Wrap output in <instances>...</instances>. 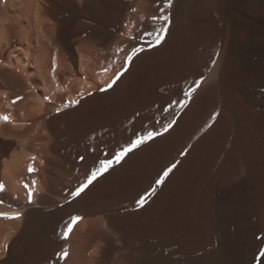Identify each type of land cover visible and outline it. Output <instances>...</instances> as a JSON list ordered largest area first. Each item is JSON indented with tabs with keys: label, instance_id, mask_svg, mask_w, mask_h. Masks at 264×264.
Listing matches in <instances>:
<instances>
[{
	"label": "bare ground",
	"instance_id": "1",
	"mask_svg": "<svg viewBox=\"0 0 264 264\" xmlns=\"http://www.w3.org/2000/svg\"><path fill=\"white\" fill-rule=\"evenodd\" d=\"M0 114L2 132L19 119L30 128L24 149L66 160L101 145L105 127L117 138L126 124L127 145L162 133L78 198L28 205L0 264L70 262L58 253L67 225L94 212L149 253L141 264H264V0H0ZM0 145V176L28 178L15 142Z\"/></svg>",
	"mask_w": 264,
	"mask_h": 264
},
{
	"label": "rangeland",
	"instance_id": "2",
	"mask_svg": "<svg viewBox=\"0 0 264 264\" xmlns=\"http://www.w3.org/2000/svg\"><path fill=\"white\" fill-rule=\"evenodd\" d=\"M64 111L62 109L55 114H60ZM120 113L118 114L115 111L113 114H116V117L120 119H125L126 116ZM15 122L16 120L8 121L4 129L5 131L2 132L0 130V135L15 142L14 147L16 149L12 147L10 152L17 154V156L20 154L19 156L27 161L28 165L32 166V171L30 172V176L24 180L15 181L7 176H0V201H2L0 202V214H4L0 215V231H4V234L0 235V241L3 240L1 242L2 244L8 238H16L18 220L23 215L26 218L25 215L28 210V205L33 204L38 209H53L56 206L48 204L42 205V201L53 198L54 196L62 198L64 203L78 198L79 196L74 198L72 192L86 182L93 168L99 167L100 160L112 158L116 152L127 146L126 143L129 137L128 131H125L126 124L119 126L122 132L118 133L117 138L113 135V129L105 127L101 131V135L105 140L101 145L93 147L87 154L83 153L76 157L72 156L71 159L66 160L63 156L61 157L60 154L55 152L52 146L49 148L40 145V143H35L33 148L24 149L26 148L24 146L26 144L24 143H27V140L26 135L21 132L24 131L27 133L30 131V128L27 125L25 126L24 121L21 119L18 120L17 124ZM13 124L18 126V128H15ZM108 124L116 126L115 122H109ZM35 131L36 129L33 132ZM17 132L18 135L16 134ZM41 132L45 135L51 133L49 128L43 129ZM141 134L142 132L140 131L136 137ZM2 150L3 147L0 145V152ZM81 157L84 159L81 160ZM116 165L114 164L110 169ZM108 173L109 171L99 176L89 187L94 185L97 180L108 177ZM54 181H59L58 184L55 182L57 188L61 190L66 188L69 192L67 194L55 192ZM26 185L27 187H25ZM29 191L32 192V202H29ZM57 202L59 203V200ZM17 214H19L18 218H15ZM79 217H82V219L74 225L67 238L64 236L61 240L60 251L58 253L66 248L68 255H62L60 261H70L62 262L61 264H94L97 261H110L109 264H141L143 261H151L149 259V253L145 250L128 244L126 236L112 225L110 217L106 212L88 213ZM82 226L84 227L81 228ZM76 232L80 233L78 237L74 236Z\"/></svg>",
	"mask_w": 264,
	"mask_h": 264
},
{
	"label": "snow or ice",
	"instance_id": "3",
	"mask_svg": "<svg viewBox=\"0 0 264 264\" xmlns=\"http://www.w3.org/2000/svg\"><path fill=\"white\" fill-rule=\"evenodd\" d=\"M168 6H171L170 2H169ZM160 19H162L165 22L168 21V17L167 16H162V17H160ZM167 31H168L167 27H164V28H161L157 33H155V40L152 42L153 45L159 46L163 42V40L165 39V35H166ZM143 50L144 49L142 47L133 48L132 53L128 57V61L130 62L137 53L142 52ZM121 75H123V73H118L116 78L112 81V83L107 85V88H109V89L112 88V86L116 83V80H118ZM196 86L197 87L199 86V81L196 82ZM106 90L107 89H101V91H106ZM194 90L195 89H193V91ZM190 94H191L190 92H185L184 93L185 98L187 99V97ZM77 103H79V101L69 102L67 106H74ZM178 103H181V105L183 106V102L178 101ZM4 119L7 120V117H4ZM174 123H175V121L164 125L163 126L164 132H167L169 130V128H171ZM161 134L162 133L156 132V131H148L144 135L137 136L127 146H125L124 148H122L121 150L116 152L112 158L100 160L99 161V167L93 168L91 173L88 175L86 182L81 184L79 187H77L75 189V191L72 192V196L74 198L80 196V194L82 192H84L85 189H87L89 187V185H91L99 176H101L104 173L108 172L109 169L114 164H119L128 155V153L132 152L133 150H135L139 146L145 144L146 142L154 139L156 136L161 135ZM80 159L83 160L84 158L81 157ZM175 166L176 165L173 164L171 167L167 168V170H165L163 172V175L158 180H156L155 183L157 185L162 184L164 182L165 178H167L169 176V173L172 172L173 168H175ZM29 171L31 172L32 169L30 168ZM25 187H27V185ZM154 193H155V189H152V192L149 193V195H152ZM28 197H29V202H31V199H32V192L31 191H29ZM146 199H147V196H142L138 200L137 203L140 204L141 206H143L144 203L146 202ZM0 202H2V201H0ZM0 215H4V214H0ZM18 216H19V214H17V216L15 218H18ZM80 219H82V217H79V216H73L71 218V223H69L67 225V231L64 234L65 238H67L68 234L71 233L74 225L76 223H78ZM63 255L67 256L68 253L65 251L63 253ZM260 255L264 256V252H261Z\"/></svg>",
	"mask_w": 264,
	"mask_h": 264
}]
</instances>
